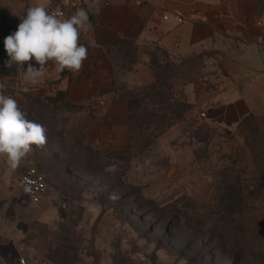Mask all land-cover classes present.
<instances>
[{
    "label": "rangeland",
    "instance_id": "obj_1",
    "mask_svg": "<svg viewBox=\"0 0 264 264\" xmlns=\"http://www.w3.org/2000/svg\"><path fill=\"white\" fill-rule=\"evenodd\" d=\"M186 76L169 70L156 91L164 107L148 102L149 113L167 115L169 105L182 103L178 81ZM0 82L48 129L46 146L14 173L0 160V226L13 220L6 236L15 264H264V178L251 153L255 147L264 155V114L228 131L191 111L155 142L128 151L114 147L112 136L84 144L75 133L83 117H105L103 99L77 110L53 102L55 84L25 93L17 81ZM169 118L142 119L144 135L161 134ZM31 168L56 196V223H43L36 210L19 217L15 207L13 219L4 210L12 197H25L19 181Z\"/></svg>",
    "mask_w": 264,
    "mask_h": 264
},
{
    "label": "crops",
    "instance_id": "obj_2",
    "mask_svg": "<svg viewBox=\"0 0 264 264\" xmlns=\"http://www.w3.org/2000/svg\"><path fill=\"white\" fill-rule=\"evenodd\" d=\"M58 1L0 0V80L39 90L55 84L53 102L84 111L103 99L105 117L90 115L79 124L84 144L90 136H97V145L112 136L117 139L114 147H127V95L155 82L153 54H166L171 64L186 72L188 80L178 82L187 101L213 127L233 131L245 117L264 114V56L257 44L264 0H85L79 9L88 13L89 30L80 42L87 45L95 40L98 46L89 48L78 75L67 70L58 73L50 62L43 82L32 85L24 73L4 66V38L16 30L28 7L40 3L49 8ZM54 200L49 192L38 206L26 196L12 197L4 210H11L12 219L15 207L19 217L36 210L43 223L52 224L61 217ZM13 231V220L8 228L0 226L3 264H15L8 248L12 241L6 236Z\"/></svg>",
    "mask_w": 264,
    "mask_h": 264
},
{
    "label": "clouds",
    "instance_id": "obj_3",
    "mask_svg": "<svg viewBox=\"0 0 264 264\" xmlns=\"http://www.w3.org/2000/svg\"><path fill=\"white\" fill-rule=\"evenodd\" d=\"M88 30L89 17L84 9L65 16L59 8L49 10L37 3L27 8L16 30L4 38L7 54L4 66L24 73L32 85L43 82L50 62L58 73L67 70L78 75L89 58V48L98 46L95 40L87 45L80 42ZM22 91L27 93L30 89L24 87ZM47 133V127L29 119L28 113L13 95L5 93L0 82V160L9 173H14L35 149L46 146Z\"/></svg>",
    "mask_w": 264,
    "mask_h": 264
},
{
    "label": "trees",
    "instance_id": "obj_4",
    "mask_svg": "<svg viewBox=\"0 0 264 264\" xmlns=\"http://www.w3.org/2000/svg\"><path fill=\"white\" fill-rule=\"evenodd\" d=\"M169 58L166 54H153L151 59V67L154 72L155 82L150 86L142 91L139 92H130L127 95V105L129 110V118H128V151L134 150L135 146H142L143 142L144 145L147 146L150 143L155 142L157 139L161 137L162 134H164L167 130L171 129L174 124L179 123L182 121L187 115L194 111L195 106L188 103L187 98L183 93L184 100L182 103H175V105L171 104L169 105V108L167 107V115L159 114L160 111H155L149 113V111L145 108L148 102L153 101L154 106H163V97H161V94L159 92H156L157 89L161 87V81L163 79V76L166 75V73L169 70H175L176 72L179 71V67L176 65L171 64L169 61ZM41 95V94H40ZM42 99V95L40 96ZM164 102H166L164 100ZM71 108H76L78 110L79 107L73 106L70 104H66ZM162 110V109H160ZM141 113V114H140ZM155 113V114H154ZM143 114V115H142ZM144 117V118H143ZM155 117H161L164 119L165 117H170L168 121H163V124L168 125L166 123H169V125L163 129L161 134L159 135H151L149 138L144 135V132H148V125H146V122H142V119H153ZM256 122H259L258 116L250 115L248 117H245L237 126V131H241L247 127H250L251 125L255 124ZM77 136L81 139V142L84 143V132L80 131L79 129L75 132ZM154 140V141H153ZM249 144V143H248ZM250 146V145H249ZM252 148V147H251ZM254 165L257 168V171L260 175V177L264 178V155L261 154L256 150L255 147L251 150ZM236 184L229 183L228 186H233L234 191L238 190L235 187Z\"/></svg>",
    "mask_w": 264,
    "mask_h": 264
},
{
    "label": "built area",
    "instance_id": "obj_5",
    "mask_svg": "<svg viewBox=\"0 0 264 264\" xmlns=\"http://www.w3.org/2000/svg\"><path fill=\"white\" fill-rule=\"evenodd\" d=\"M85 0H59L57 4H53L48 9L54 10L59 8L65 16L72 13L79 8L83 7ZM258 27L260 28V37L257 41L262 54L264 56V23L259 22ZM205 118V114H202ZM20 188L22 189L25 196L28 198L32 205L38 206L41 204L43 199L47 196L49 186L47 184L46 177L41 174L37 169H28L19 181ZM28 189V190H26ZM66 206L62 205L61 210H65ZM20 264H26L24 260L20 261Z\"/></svg>",
    "mask_w": 264,
    "mask_h": 264
}]
</instances>
